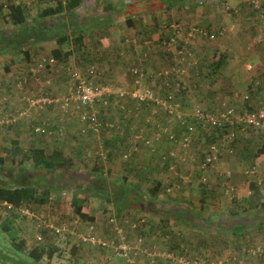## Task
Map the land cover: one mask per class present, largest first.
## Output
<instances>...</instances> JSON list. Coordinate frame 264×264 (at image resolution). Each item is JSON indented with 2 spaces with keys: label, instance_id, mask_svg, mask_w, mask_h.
Instances as JSON below:
<instances>
[{
  "label": "rangeland",
  "instance_id": "1",
  "mask_svg": "<svg viewBox=\"0 0 264 264\" xmlns=\"http://www.w3.org/2000/svg\"><path fill=\"white\" fill-rule=\"evenodd\" d=\"M3 1H15L24 5L29 20L37 18L38 14L45 11L49 12L46 16L59 14L57 17H60L65 14L66 17L69 14L67 11H61L65 0ZM111 2L117 9H120L125 0H111ZM104 3H106L105 0H82L81 5L70 13L74 17L75 12L78 20L85 24L92 22L96 24V27L94 26L82 34L80 47L72 36L67 37L61 44H57L54 39L37 42L34 40V43L29 42L30 44L27 43L25 46L27 52H31L34 59L31 55L27 58L20 53L0 57V76L3 79L4 77L13 78L11 86L4 84V80L0 81L3 83L2 86L0 85V155L5 158L6 169L24 172L22 178L19 179L28 185V191L32 190L34 196L37 195V197L47 196V201L40 203L42 208L30 197L31 200L9 212L4 205L5 202L0 201V220L9 219L8 230L5 231L0 227V264H138L137 258L140 255L147 264H198V259L205 258L193 256V244L188 242L185 245L179 238L173 237L172 223L166 215L169 213L166 208L172 205L170 200L184 196L186 200H195V197L191 198L189 197L191 195L185 194L188 190H196L197 200L199 189L203 190L202 194L209 190L206 186L211 183V177L215 175L214 170L220 164L223 156L231 158L232 161L228 160V164L232 165L239 159L242 165V175L253 176L261 184H264V168H260L258 172L257 167L251 161L253 153L264 148L260 141H257L260 134L264 133V131L261 132L264 129V117L258 127L245 122L248 113L264 111V106L256 107L254 111H250L251 107L249 106L248 109L238 112L233 108H228L229 106L225 108L219 106L218 110H209V107L204 108V105L200 106L199 104L198 106L209 115V119L202 123L193 119L195 109L192 110L185 104H180L179 107L177 104L171 106V102L167 99L170 96L176 97L179 84L181 90L186 91L187 84L199 75L207 76V79L211 80L209 88L214 87L215 81H212V78L220 73L216 66L218 60L231 59L229 58L230 51L227 50V46H230L229 39L220 40L221 33L213 31L214 26L210 28L211 31L202 30L197 19L199 12L205 11L208 14L222 12L223 18L226 19L225 11L229 8L227 11L231 12L233 6L237 4L238 7L250 11L254 9L253 13L259 21V18L264 19V0H238V3H231L233 6L227 0H196L194 3L172 8L178 12L179 17L176 16L177 14L171 13L172 9H170V13H167L169 10L163 11L166 15L164 20L166 21L167 16L169 17L170 21L167 24L170 25L174 34L183 32L184 42L186 41L188 44H193L191 42H195L196 39L202 41L203 47L201 48L205 54L200 56V53L189 50L188 52L192 55H189L188 59L172 60L171 67H163L160 70L162 73L157 74L158 78H152L153 69L145 70L146 68L143 69V66L139 68L134 63L127 62L128 60H120L119 52L121 50L119 48L117 50L112 44V35L117 28L120 32L122 29L128 32L130 27L125 25L123 15L116 11L108 12L117 17L116 26L114 24L104 26L103 21L109 15L104 10ZM187 8H189L188 11ZM157 12L160 11H153L152 16ZM50 18L45 17L46 20ZM139 18L136 17V19ZM152 19L156 24V18L152 17ZM259 25L261 29L264 26L261 23ZM2 27L11 28L10 20L4 18ZM226 32L228 31L226 30ZM174 34L171 35L169 41L171 45L176 43L177 37H174ZM84 39L86 43H84ZM121 41L124 42V39ZM41 43H44L43 47ZM51 44L55 48H60L63 54L69 53L66 59L63 58L65 62L57 63L55 60L56 63H49L53 58L51 52L54 49ZM128 45L132 47L129 42L125 46ZM86 49H90L92 52L90 60L92 62L82 60L80 57L83 56V53L89 54ZM244 50H246V46L242 49V51ZM126 51L123 54H128L129 51ZM33 60L34 63L36 62L35 65ZM76 60L78 62L74 63ZM120 64L122 67L118 68ZM174 64L176 68L172 69ZM90 65L94 68L91 79L110 90L112 101L109 105L94 103L91 106H85L78 103L74 97L77 81L74 75H71V71L74 72V67L81 71ZM133 68L137 71L141 69L144 77L139 75V79L133 81ZM57 71L63 72L66 77V86L62 87L64 90L61 93L56 92V87L53 89L56 82H53L52 76H55ZM186 77L190 81H186ZM159 82L161 85L164 82V89L163 85L158 86ZM5 91L12 97L5 99L3 95ZM133 93L137 94V100L133 99ZM120 94H123V97H118ZM15 97H17V102H14ZM43 97L55 99L56 103L37 105L39 99ZM30 98H34L37 103L31 105L27 101ZM249 98V94L244 96L246 101ZM164 102L166 104H163ZM48 110L52 111L54 115L57 114V123L51 126H45L44 119H39L42 117L39 114ZM173 110L177 116L183 118L182 122L185 121V118L188 120L190 130L186 129L182 137L176 135L172 139L169 136H164L161 131L171 130L176 133V129H178L179 133H182L184 130H180V126H177L174 121L171 122L169 128H165L164 125L167 120L171 119ZM84 111H92L94 116L99 117L103 124L100 131H91L88 122L81 119V112ZM161 118L164 121L162 123H160ZM175 118L176 116L173 120ZM21 126H26V129L24 127L22 130ZM143 129L148 130L152 135L144 137ZM25 130L26 134H23ZM45 132L50 134L45 136L43 135L46 134ZM54 134H57L61 141L50 142L45 146L42 141L43 137L51 139ZM244 134H246L245 137ZM22 136L25 141L21 145L19 139L16 140L23 151L16 153L12 160L9 151L12 145L11 140L15 139L14 137H21L22 141ZM166 137L169 142L174 143V146L173 149L169 148L164 152L166 156L163 160L159 155L156 156L154 166L138 161L141 151L155 153L151 152V149L155 147L154 139L165 140ZM108 138L110 142H104ZM67 139H70V143L65 142ZM242 140L250 141L245 146L246 154L239 156L237 142L240 143ZM142 142L150 144L151 147L142 146ZM75 147L78 148L75 150ZM39 148L43 151L44 157H39V164L36 166L33 158L29 156V151ZM139 150H141L140 153ZM38 155L36 153L37 157ZM44 159L47 161L46 168L43 167ZM95 168L102 170L103 174L112 181H121L125 177L130 184L138 185L146 191L137 203L138 208H124L118 213L112 204L88 195L84 211H88L91 215L94 213V223L77 220L69 199L71 200L74 195L75 198L77 196L78 198L84 197L85 194L82 195V192L88 186L91 172ZM231 176L232 172L229 171L222 178L229 180ZM1 179L4 180V177L1 176ZM19 179L18 182H20ZM157 181L160 182V188L157 191V201L154 203L152 196L147 192L155 186ZM232 191L233 189L227 188L226 195H229L230 199H235L232 197ZM201 200L203 197L199 201ZM186 203L179 207L183 208L181 212L184 214L182 215L190 220L188 227L192 232L195 229H207V233L213 237L212 231H215L221 225L220 223H215L212 220L210 228L198 226L210 223L209 220L215 216H217L215 220L218 222H229V219L243 220L237 222L239 230L233 234V240L225 239L224 243H232V252L235 249L240 250L250 258L237 256L235 258L230 253L219 259V263L213 264H264L263 221L252 218L244 222L243 213L233 218L231 215L221 217L218 212L215 213L212 209L199 208V203L198 205ZM174 216L176 219H180L176 220V224H182L181 213ZM148 217L151 219H147ZM53 223H55V227L64 226L63 230L55 237L46 227L48 224L50 227ZM113 229L119 233L111 234ZM91 231H93L92 233L97 231L94 234L99 238H110L113 235L112 241L111 239L104 241L109 246L99 245L98 242L95 244L82 242L79 236L86 232L91 233ZM221 233L225 234L226 232L221 231ZM154 234H157L160 240L161 237L163 238L162 248H160L161 246H147V242ZM12 235L15 242L21 240L25 242L23 251H16L12 247ZM121 237L130 242L121 244L123 242ZM89 239L87 240L90 241ZM207 243H212V240H208ZM118 244L126 245L127 253L130 251L127 260L115 257L114 254L119 250L116 249ZM34 247L54 249L52 258H48L44 254L39 261H35L28 255V252ZM10 259L13 261L8 262ZM208 259L209 261H205V263L211 264L210 259L213 258Z\"/></svg>",
  "mask_w": 264,
  "mask_h": 264
},
{
  "label": "crops",
  "instance_id": "2",
  "mask_svg": "<svg viewBox=\"0 0 264 264\" xmlns=\"http://www.w3.org/2000/svg\"><path fill=\"white\" fill-rule=\"evenodd\" d=\"M227 1L231 6H233L232 4L238 3V0H227ZM128 2H129L128 0H125V3ZM14 3L16 2L14 1ZM233 7L234 8L231 12L227 11L229 10V8L225 11L224 15H226V19L223 18L222 12H213L208 14L205 13V11L204 12L201 11L199 12V17H197V19L199 20V24H201V26H203L206 31H211L210 28L214 26L215 29H213V31L221 33L220 40L229 39L230 46H227V50L230 51L232 57L229 55V58H231L230 60H218L217 62L218 64H216V66H218V70L220 71V73H218L216 76L212 78V81L213 80L215 81L214 87L209 88L208 85L211 84L210 82L211 80H209V78L207 79V76L199 75V77L193 78L192 82L188 79L189 76L186 77V81H190V83L187 84L186 91L184 90L182 92L183 94L181 93L182 95L180 94L179 96H181V101H185L186 103H188V108H191L192 110L195 106H198L199 104L200 106L204 105L205 106L204 108L209 107V110H218L219 106H222L223 108L229 106L228 108H233L238 112L242 110H246V108L248 109L249 106L251 107V110L252 108L254 109L256 107L260 108L264 106L263 105L264 104V26L261 29L259 25V23H261V25L264 24V19L259 18L258 21L257 16L254 15L253 13V11H255L254 9L253 11H250L248 9L238 7L237 4H235ZM188 9L189 8H187L186 10L188 11ZM167 13H170V10L167 11ZM171 13L177 14L176 16L179 17L178 12L175 9H172ZM164 14L165 13L163 11H160L157 12L156 15L154 16H152V13H148L138 16L140 17L139 19H136V17H134L133 25L129 26L130 29L128 32L124 29H122V31L125 33H123L122 31L120 32L119 28H117V30L114 31V35H112L113 40L111 42L113 45H115L117 50L118 48L121 50V52H119V54L121 55L120 60H128L127 62L130 61L131 63H137V66L139 67L143 66L142 68L143 69L146 68L145 70L153 69L154 72H157V70H160L163 67L170 66L172 60H185V58L188 59L189 55L190 56L192 55L191 53L188 52L189 50L193 51L194 53H198V54L200 53V56L205 54V52L201 48L203 47L202 41L196 39L195 42H191L193 44H188L186 41L184 42L185 37L183 32H178L174 34V31H172L171 28L169 27L170 25L167 24V22L170 21L169 17L167 16V20L165 21L164 19H166V15ZM152 17L156 18L155 19L156 24L153 21ZM227 22H229V24H227ZM226 30L228 32H226ZM172 34H174V37H177L175 41L176 43L174 45H171L169 42ZM122 39H124V42L121 41ZM245 41H247V43H245ZM128 42L131 44L132 47H130L129 45L125 46L126 44H128ZM84 43H86L85 39H84ZM43 44L44 43H41L42 47ZM51 46L52 48L56 49L55 46H53L52 44ZM244 46H246V50L242 51ZM125 49L129 52H127ZM124 51H126L128 54H123ZM28 53H29V57L30 55L32 56L31 52L28 51ZM32 59H34L33 56ZM55 60L57 61V63L65 62V60L63 59L58 60V58H55ZM76 62H78V60L74 61V63ZM175 64H177V62H175ZM175 64L174 66H172V69L176 68ZM121 67L122 66L120 64L118 68ZM74 69L78 70V68L76 67H74ZM58 72L59 71L56 72L55 76H52L53 82L54 81L56 82V85L53 86V89L56 87V92L61 93L64 90L62 89V87L66 86L65 85L66 77L63 72H59V73ZM2 80H4L3 81V83L5 82L4 84H6L7 86H11V82L13 78L4 77L3 79V77L0 76V81ZM3 83H0V85L2 86ZM163 83L164 82H162L163 85L162 86L159 82L158 86L159 87L162 86L164 89L165 85ZM46 92L49 91L46 90ZM246 94H249L250 96L249 100L247 101L244 100V96ZM3 95L5 96V99H8V97L11 96L10 94H8L7 91H5V94ZM14 102H17V97H15ZM53 107H57V106H53ZM44 112H41L39 114L42 116L39 119L42 118L44 119L43 123L44 124L46 123L45 126H51L57 123V119H56L57 114L54 115L53 112L50 110ZM172 121L173 118H171L169 121L167 120L166 124H171ZM162 122H164L163 118L160 119V123ZM24 127L26 129V126H21L20 128L23 130ZM263 131L264 129L261 130V132ZM176 133L178 135L181 134V132L179 133L178 129H176ZM23 134H26V130L23 132ZM48 134L50 133L47 132L46 134L43 135L47 136ZM143 134L144 137H149V135H152L149 134L148 130L146 129L145 130L143 129ZM56 135L57 134H54L53 137H51V139L43 137L44 140L42 141H44L45 146L48 145V143L50 142L54 143L56 141H61L60 137L58 135L56 137ZM260 135L261 136L260 138H257V141H260L261 146L264 147V133L263 134L261 133ZM245 136L246 134H244V137ZM14 138L19 139L20 145L22 144L23 141H25V138L23 136H22V141H21V137H14ZM261 138L262 140H260ZM160 140L157 141L158 143L154 142L155 151L153 152L155 153L141 151V153L139 152L140 155L138 156V161L154 166V159L156 156L158 155L160 156V154L166 152L167 150H169V148L173 149L174 143L169 142L167 137L165 138V140H161V141ZM249 141L250 140H242L240 142L241 145L239 142H237V147H239V152H240L239 156H242V154H246L245 146ZM65 142L70 143V139L65 140ZM78 147H75V150ZM41 148L43 147L41 146ZM255 152L253 153V155L255 154ZM254 156L251 157L252 164H254V162L256 163L257 160L256 159L257 156L255 157ZM257 158H258V162L257 164H255V166L257 167V171L259 172L260 168H264V154L259 155ZM228 160L232 161V159L229 158L228 156H223L220 164H218V166L214 170L215 175L211 177V183L209 184V186H206V188L209 190H206L204 194H202L203 190L199 189L197 200H196V193H197L196 190H188L187 192H185V194L191 195L189 196L191 198L195 197V200L192 199L186 200L185 196L183 198L176 197L170 200V202H172L171 207H173L174 210L178 209L177 212H180L179 210L183 211V208L179 206L182 204H187L186 202L192 205H196V204L198 205L199 203L200 204L199 208L204 207L206 209H212L214 210L215 213L218 212V214H220L221 217H223L224 215H231V217L233 218L243 213L244 222L247 219L251 220L252 218H257L260 219V221H263L264 224V184H261L260 181L254 178L253 176L242 175L243 174V171L241 169L242 165L239 159H237L236 163H233L234 166L232 164H228ZM229 171L232 172L231 178L229 180H224V178L222 177H225V173ZM227 188L233 189L232 191L233 196L232 194L231 196L234 197L235 199H230L229 195H226ZM202 197L203 200L199 201ZM72 198L71 200L69 199L71 206H72L71 204ZM236 199H238V201H236ZM37 204L41 206V207L39 206L40 208L43 207L42 204L40 203ZM180 213L183 218L181 220L182 224H176V220H180V219H176V217L173 214L169 216L170 218L169 221L170 223H172L171 227L174 231L173 237L175 239L179 238L181 241L184 242L185 245L188 242L193 244L192 245L194 249L193 256L197 258H205V259H198V264H206L205 261H209L208 258H213L212 260L210 259L211 264L216 263L218 262L219 259L223 258V256L230 253H232V255L235 256V258L237 257L248 258V259L250 258V256L244 255V253L240 250L235 249V251L232 252V243L231 244L224 243L225 239H227V241L233 240V234L239 230L238 229L239 224L237 222H242L243 220L233 221L229 219V222H218L217 220H215L217 219L216 218L217 216H215L209 220L210 223H205L203 225L198 226L200 228H210L212 220H214L215 223H220L221 225L218 226L215 231H212V233H214L212 237L207 233V229L204 230L195 229V231L192 232V230L188 227L190 224V220L186 219L182 215L184 213L182 212ZM74 215L76 218H78L77 220L81 222L94 223L93 220L92 221L82 220L75 213ZM91 216L93 217L94 213H92ZM147 219H151V218L148 217ZM54 224L55 223H53V225ZM156 225H158V222H156ZM58 227L61 228L64 226L61 225ZM49 231L54 237L57 236V234L52 232V230ZM221 231H224L226 233L222 234ZM92 232L93 231H91V233H87V232L83 233L79 237L81 239L85 238L84 236L92 237L90 241H86L84 243L95 244L98 242L99 245H103L105 239L107 240L111 239L112 241L113 235L110 238H106V237L99 238L97 237V235L94 234L97 231H95L94 233ZM224 235L227 236L224 237ZM93 238L95 240L94 242H91ZM208 238L212 240V243L209 244L207 243L208 240H210ZM121 239L124 241L123 237H121ZM262 239L264 240V237H262ZM162 240H163L162 237L160 240L157 234H154L150 237V240L147 242L148 243L147 246L149 247L161 246L160 248H162L163 247L161 242ZM245 249L246 248L244 247V250ZM189 256L192 255L189 254ZM137 260H138L137 262L138 264H147L143 261L141 255L137 258Z\"/></svg>",
  "mask_w": 264,
  "mask_h": 264
},
{
  "label": "trees",
  "instance_id": "3",
  "mask_svg": "<svg viewBox=\"0 0 264 264\" xmlns=\"http://www.w3.org/2000/svg\"><path fill=\"white\" fill-rule=\"evenodd\" d=\"M103 1V0H102ZM106 3H104L103 7L106 13L113 11L117 12L118 14H122L125 20L126 25L132 26L133 25V18L152 13L153 11H167L172 8H179L189 3H194L196 0H133L128 3H124L120 9H117L111 0H105ZM191 1V2H190ZM200 1V0H198ZM82 3V0H65L63 8L61 11H67L69 13L68 15L63 14L60 17H57L59 14H52L49 16H46L48 11L42 12L41 14H38L37 18H33L29 20L26 16V9L24 5L21 3H14V2H4L3 0H0V57L4 55H15V54H23L24 57L29 56V53L25 49V46L27 43L32 42L34 43V40L37 41H44L49 39H54L57 44H61L64 42V40L67 37H74V41L78 43V46L80 45V41L82 39V34L86 31H89L92 27H96V24L92 22L91 24H85L84 22L78 20L75 12L74 17L72 14V10L79 7ZM197 3V2H196ZM103 10V11H104ZM109 14V13H108ZM45 17H51L49 20H46ZM4 18L9 19L11 22V28H3L2 27V21ZM117 17L115 15L109 14L107 16V19L103 21L104 26H111L112 24H115L117 22ZM201 29H205L203 26ZM76 37V39H75ZM30 44V43H29ZM80 47V46H79ZM126 50V49H125ZM86 52L89 54L83 53V56H80L82 60H91V50L86 49ZM52 57L58 58V60H62L63 58L66 59L68 52H65L64 54L62 51L58 48L52 50ZM62 54V55H61ZM65 55V56H64ZM54 58V59H55ZM80 60V59H78ZM94 60V59H93ZM92 62V61H90ZM134 65H137V63H134ZM93 66H86L85 68L79 70H75L74 72L71 71V75L75 72H81L82 77L86 75L89 68ZM140 68V67H139ZM162 70V69H160ZM158 70L157 72L152 73V78L157 77L158 73H162ZM133 72V81H136L139 79V75L144 77V74L142 70L140 69L137 71L135 68L132 69ZM141 72V74H140ZM70 77V76H69ZM151 77V74L149 75V78ZM158 78V77H157ZM87 80H92L89 75L86 76ZM152 89V88H151ZM184 90L179 91L176 93V97L174 98L175 102L178 104V107L180 104H185L188 106V103L185 101H181V96H179ZM183 94V93H182ZM181 94V95H182ZM111 97V96H110ZM108 98V104L109 105L112 101V99ZM247 99V98H246ZM110 102V103H109ZM200 108L199 106H195L193 109ZM255 109H252L250 111H254ZM176 116L174 123L177 126H180L182 133L179 135L182 137L183 132L186 130L185 126L186 123L182 122V117L177 116V113L174 111V113L171 114V118H174ZM133 117V116H132ZM185 120H187L185 118ZM98 121L102 124V121L98 117ZM103 125V124H102ZM89 126V124H88ZM165 128H169L170 124L164 125ZM164 136H176L177 133H174L173 131H161ZM158 137V136H157ZM155 138V137H153ZM173 139V138H172ZM159 139H154L153 142H157ZM104 142L109 143V140H105ZM11 149L9 150L12 156L23 151L18 146V142L16 139L11 140ZM143 143V142H142ZM158 143V142H157ZM142 146L151 147L150 144H147L146 142L142 144ZM140 149V148H137ZM149 149V148H147ZM154 148L151 149V152L155 151ZM264 148H261L255 152V156H259L261 154H264L263 151ZM141 150H139L140 152ZM29 156L33 158V161L35 162V165L38 166L39 164V157H44L43 151L41 149H31ZM36 153L39 154L38 157L36 156ZM9 155V154H8ZM28 156V154H27ZM166 154L162 153L160 154V158L163 160L165 158ZM254 156V157H255ZM256 157V163L258 162V158ZM5 158L0 155V201H5L7 203L12 204L15 207H19L21 204H23L26 201L31 200L33 198L34 202L37 203H45L47 201V196L45 197H37V195L34 196L32 190L28 191L27 186L23 183L22 180L19 178H22L23 171L22 170H13V169H6L4 166ZM43 167H47V161L44 159ZM105 174H103L102 170H99L97 168L93 169L91 172V179L89 181L88 186L85 188V190L82 192V195L84 197L75 198V196L72 198V206L74 213L82 220H94V218L89 215L88 211H84V207L87 203V197H95L99 198L109 204H112L116 210L119 212L123 211L124 208H138V201L141 200V196H144L146 191L141 189L138 185L130 184L127 180V178H123L121 181H112L110 180ZM1 176L4 177V180L1 179ZM18 179L20 182H18ZM158 188H160V182L157 181L155 186L150 189L147 193L152 196L153 202L155 203L157 201V191ZM89 195V196H88ZM31 197V198H30ZM166 211H169L168 214H166L168 217L173 213V215H177L178 209H175L173 207H167ZM1 219V216H0ZM9 219H3L0 220V227L4 229L5 231L9 228ZM112 234H118L113 231H111ZM83 240V241H82ZM82 242H86L84 238L81 239ZM12 247L16 251H23L25 242L21 240L20 242H15V239L13 238V235L11 237ZM130 241L124 240L121 242V244L129 243ZM114 244H117L114 242ZM54 249H51L47 247L45 248H39L34 247L28 252V255L33 258L35 261H39L42 256L45 254L48 258H52ZM118 251H121L119 249ZM130 251H128V254ZM115 257H118L120 259H125L123 257H120L114 254ZM13 259V258H12ZM10 259L8 262H12L13 260ZM126 260V259H125ZM14 263V262H13Z\"/></svg>",
  "mask_w": 264,
  "mask_h": 264
},
{
  "label": "built area",
  "instance_id": "4",
  "mask_svg": "<svg viewBox=\"0 0 264 264\" xmlns=\"http://www.w3.org/2000/svg\"><path fill=\"white\" fill-rule=\"evenodd\" d=\"M54 62H55V59L52 58V59H50L49 63L52 64ZM93 73H94V68L90 67L88 72L86 73V75L83 77H82L80 72H75L73 74L74 78L77 81V84L75 85V89H74V97L78 103H81L85 106H91L94 103L95 104L100 103L101 105H106V104H108V98L110 97V90L107 87H104L102 85L97 84L93 80H87L86 79L87 74L91 78ZM166 75H167V73H166ZM176 91L177 92L181 91L180 84H179V88ZM136 95L137 94H134V93L132 94L133 99H136ZM129 96H131V95L129 94ZM118 97H120V98L123 97V94L118 95ZM171 97L172 96H170L167 99H168V101L171 102V106H174L177 103L174 100V96L172 98ZM39 100L40 101L38 103L34 100V98H30L27 101H29L31 103V105H35L36 103H37V105L38 104H43V105L48 104L49 105V104L56 101L55 99H51V98H47V97L40 98ZM163 104H166V102H164ZM263 113H264V111H260L259 113L250 112L246 115L247 120L245 122L256 125L254 127H258V126H260L261 120L264 117ZM81 119L88 122L89 126L92 129L91 131H93V132H98V131H100V129H102V126H101L102 124L98 121V116L97 117L94 116V113L92 111L81 112ZM193 119H196L197 122L200 121V122L204 123L205 121H207L209 119V115L206 113V111H203V109L196 108L194 113H193ZM184 123H186L185 129L190 130V127L188 126V120H185ZM170 137L173 138L172 135ZM206 163H209V162H206ZM4 205L8 211L16 208L15 206H13L10 203L5 202ZM49 225L50 224H48L46 227L49 228L48 230H52V232H54L55 234L60 233L62 230V227L57 228L53 225H51L49 227ZM115 232L119 233V231H116V230H115ZM89 238H92V237H87L84 239L87 240ZM91 242H94V238L92 239ZM103 245L109 246V245H106L104 242H103ZM117 246L119 248L116 247V249L121 248V251H117L116 255L123 257L125 259H128V253L126 252V245L118 244Z\"/></svg>",
  "mask_w": 264,
  "mask_h": 264
},
{
  "label": "clouds",
  "instance_id": "5",
  "mask_svg": "<svg viewBox=\"0 0 264 264\" xmlns=\"http://www.w3.org/2000/svg\"><path fill=\"white\" fill-rule=\"evenodd\" d=\"M1 202H5V201H1ZM7 203V202H6ZM9 212V211H8ZM50 232V231H49Z\"/></svg>",
  "mask_w": 264,
  "mask_h": 264
}]
</instances>
